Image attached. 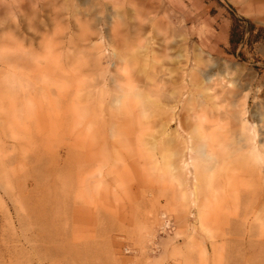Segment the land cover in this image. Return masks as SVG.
<instances>
[{
  "label": "rangeland",
  "instance_id": "1",
  "mask_svg": "<svg viewBox=\"0 0 264 264\" xmlns=\"http://www.w3.org/2000/svg\"><path fill=\"white\" fill-rule=\"evenodd\" d=\"M263 144L264 0H0V264H264Z\"/></svg>",
  "mask_w": 264,
  "mask_h": 264
},
{
  "label": "bare ground",
  "instance_id": "2",
  "mask_svg": "<svg viewBox=\"0 0 264 264\" xmlns=\"http://www.w3.org/2000/svg\"><path fill=\"white\" fill-rule=\"evenodd\" d=\"M94 32V31H93ZM94 36H95V34H94ZM87 39V38H86ZM92 41V40H91ZM90 41V42H91ZM90 44V43H89ZM90 47L92 48V50L93 51H98V50H100V47H99V45H95V44H91L90 45ZM24 84H25V86L27 85V83L25 82V81H22ZM26 100V99H25ZM28 100V99H27ZM201 104V103H200ZM199 105V104H198ZM195 106V105H194ZM202 107V106H201ZM194 108V107H193ZM192 108V109H193ZM200 108V107H199ZM197 109V108H196ZM200 111L202 110L201 108L199 109ZM208 111H209V109H208ZM211 112V111H210ZM214 115V114H213ZM197 118H199V121H200V125H201V127L200 128H203V125L206 123V122H209L206 118H205V116L204 115H197L196 116ZM195 117V118H196ZM246 120V119H245ZM239 121L240 122H242L243 120H242V118H239ZM195 122H197L196 120H195ZM196 125V124H195ZM210 125H212V124H210ZM250 125V124H249ZM213 126H214V124H213ZM196 127V126H195ZM205 127H208V126H205ZM212 127V126H211ZM243 127H244V125H242V128L241 129H243ZM205 129V128H204ZM208 130V129H207ZM210 130V129H209ZM250 130H251V132L253 133V139H255L256 138V136H257V134H258V131H257V127L255 126V125H251V127H250ZM206 132V131H205ZM195 133H196V131H195ZM207 134V133H206ZM241 134H243V133H241ZM195 135V134H194ZM208 136V135H207ZM206 136V137H207ZM196 137H198V135L196 136ZM205 137V136H204ZM209 137H210V135H209ZM258 137V136H257ZM191 139V138H190ZM197 139H199V138H197ZM202 139V138H201ZM206 139V138H205ZM210 139V138H209ZM192 140V139H191ZM212 140V139H211ZM202 141V140H201ZM208 141H210V140H208ZM203 142H205V141H203ZM212 142V141H211ZM210 142V143H211ZM190 144V143H189ZM209 144V143H208ZM212 144H213V142H212ZM215 144V143H214ZM259 144V143H258ZM262 144V143H261ZM205 145V144H204ZM211 145V144H210ZM214 146V145H213ZM216 146V145H215ZM262 146H264V144L262 145ZM191 147V146H190ZM206 148H208V146H205ZM253 148H257L255 145L253 146ZM193 149H194V146H192V148H191V151H190V153L193 151ZM211 149L212 148H210V151H211ZM205 151V150H204ZM207 151V150H206ZM208 151H209V149H208ZM204 153V152H203ZM181 154H183V153H181ZM259 154L260 155H264V149L263 150H260L259 151ZM179 155V154H178ZM181 159H182V157H181ZM189 160H190V163H189V165L190 166H192L193 167V169H196V165L194 164V161H193V159L191 158V156L189 155ZM219 160V159H218ZM221 160V159H220ZM163 161H164V164L165 165H167L168 163H169V159H168V157L167 156H164L163 157ZM181 161V160H180ZM182 163V162H181ZM180 163V164H181ZM225 165V164H224ZM188 163H183V165L181 166L182 167V169L183 170H185V171H187L188 172ZM187 167V168H186ZM186 172V173H187ZM192 173V172H191ZM190 173V174H191ZM196 173V172H195ZM194 173V174H195ZM188 175V174H187ZM196 175V174H195ZM200 175V174H199ZM199 177V176H198ZM202 177H204V176H202ZM200 178V177H199ZM186 179V178H185ZM195 180V179H194ZM197 181V180H196ZM199 184V183H198ZM197 184H195V186H196ZM227 186V185H226ZM195 188V187H194ZM196 189V188H195ZM196 191V190H195ZM192 192H190V194H191ZM202 214V213H201ZM208 215V214H207ZM212 215V214H211ZM200 216V215H199ZM258 216V215H257ZM198 217V216H197ZM206 217V216H205ZM210 217V216H209ZM208 217V218H209ZM200 218H201V216H200ZM203 218V217H202ZM206 219H207V217H206ZM210 219V218H209ZM208 219V220H209ZM200 220V219H199ZM205 224H207V223H205Z\"/></svg>",
  "mask_w": 264,
  "mask_h": 264
}]
</instances>
